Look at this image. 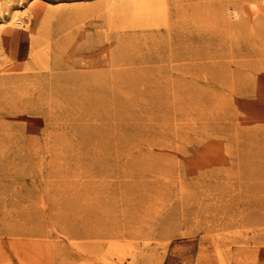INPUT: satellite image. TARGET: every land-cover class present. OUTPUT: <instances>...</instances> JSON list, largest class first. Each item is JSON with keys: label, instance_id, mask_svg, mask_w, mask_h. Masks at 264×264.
<instances>
[{"label": "rangeland", "instance_id": "obj_1", "mask_svg": "<svg viewBox=\"0 0 264 264\" xmlns=\"http://www.w3.org/2000/svg\"><path fill=\"white\" fill-rule=\"evenodd\" d=\"M0 264H264V0H0Z\"/></svg>", "mask_w": 264, "mask_h": 264}, {"label": "bare ground", "instance_id": "obj_2", "mask_svg": "<svg viewBox=\"0 0 264 264\" xmlns=\"http://www.w3.org/2000/svg\"><path fill=\"white\" fill-rule=\"evenodd\" d=\"M143 2H144V1H143ZM145 5H146V4H145ZM147 6H148V5H146V7H147ZM146 7H145V8H146ZM139 8H141V7H139ZM143 8H144V7H143ZM148 8H150V7H147V11H150V10H148ZM140 11H141V10H140ZM145 11H146V10H145ZM134 12H135V11H134ZM162 17H163V16H162ZM162 17H161V18H162ZM139 19H140V18H139ZM141 19H143V18H141Z\"/></svg>", "mask_w": 264, "mask_h": 264}]
</instances>
